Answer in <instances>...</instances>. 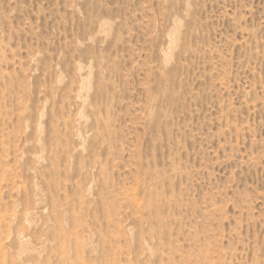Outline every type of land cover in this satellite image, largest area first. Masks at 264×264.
<instances>
[{"label":"rangeland","instance_id":"obj_1","mask_svg":"<svg viewBox=\"0 0 264 264\" xmlns=\"http://www.w3.org/2000/svg\"><path fill=\"white\" fill-rule=\"evenodd\" d=\"M0 264H264V0H0Z\"/></svg>","mask_w":264,"mask_h":264}]
</instances>
